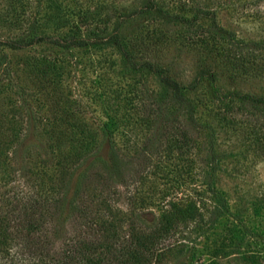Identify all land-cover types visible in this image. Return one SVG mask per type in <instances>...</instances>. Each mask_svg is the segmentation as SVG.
Here are the masks:
<instances>
[{"label": "rangeland", "instance_id": "1", "mask_svg": "<svg viewBox=\"0 0 264 264\" xmlns=\"http://www.w3.org/2000/svg\"><path fill=\"white\" fill-rule=\"evenodd\" d=\"M22 3L25 20L0 21V38L86 40L1 48L0 127L22 98L41 128L110 134L125 183L102 198L119 238L129 224L152 233L162 251L150 264H264V105L239 97H264V0ZM146 63L186 86L191 112Z\"/></svg>", "mask_w": 264, "mask_h": 264}, {"label": "trees", "instance_id": "2", "mask_svg": "<svg viewBox=\"0 0 264 264\" xmlns=\"http://www.w3.org/2000/svg\"><path fill=\"white\" fill-rule=\"evenodd\" d=\"M22 1L9 0L0 14V21L8 24L9 30L14 29L11 25L15 21L25 20ZM46 40L69 48L86 39L35 32L0 38L2 73H10L2 47L18 50ZM252 44L261 46L260 42ZM129 56L125 51V58ZM146 65L170 90L168 101L191 112L192 103L184 95L186 86L163 69ZM239 97L264 105V97ZM21 102V112L3 116L7 125L0 127V264H150L162 251L152 240V233L142 229L136 232L129 224L127 234L119 238L117 228L123 220H113L111 208L102 198L107 189L125 183V160L111 135L103 132L97 139L93 131L74 125L41 128L42 120L33 107L22 98ZM32 150L43 151L48 157L38 153L39 160H29L35 156ZM124 216L126 219L130 214Z\"/></svg>", "mask_w": 264, "mask_h": 264}]
</instances>
